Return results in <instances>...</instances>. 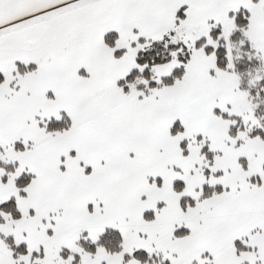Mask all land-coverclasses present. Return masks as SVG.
I'll use <instances>...</instances> for the list:
<instances>
[{
  "label": "snow or ice",
  "instance_id": "obj_1",
  "mask_svg": "<svg viewBox=\"0 0 264 264\" xmlns=\"http://www.w3.org/2000/svg\"><path fill=\"white\" fill-rule=\"evenodd\" d=\"M0 264H264V0H0Z\"/></svg>",
  "mask_w": 264,
  "mask_h": 264
}]
</instances>
